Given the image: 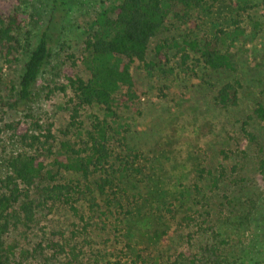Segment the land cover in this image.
<instances>
[{"label":"rangeland","instance_id":"rangeland-1","mask_svg":"<svg viewBox=\"0 0 264 264\" xmlns=\"http://www.w3.org/2000/svg\"><path fill=\"white\" fill-rule=\"evenodd\" d=\"M57 11L52 55L36 84V96L31 103L15 108L12 83L18 84L29 49L37 42L48 24L54 9L53 0H20L18 9L23 14V55L14 64L0 61L3 72L2 100L0 101V176L5 173V158L20 151V145L4 129L12 120L25 119L30 113L44 126L51 125L55 147L65 138L68 129L67 100L71 95L69 76L89 73L84 63L85 40L93 29L98 14L119 0H63ZM237 0H207L204 9L192 15L195 24L170 18L164 28L151 40L147 62L155 65L147 69L133 64L135 94L126 90L117 94L116 111L119 120L113 124L120 132L116 136L117 151L132 150L141 157L144 180L133 189L130 199L138 209L130 215L128 234L138 264H164L165 254L182 251L186 240L177 231L185 214L203 212L196 203L195 184L203 187L212 227L222 233V249L234 264H264V185L256 180L255 159L264 157V128L253 119L249 128L262 140L261 149L247 146V156L240 164L238 187L222 183L219 193L210 189L207 173L221 161V150L235 148L241 122L258 102L264 104V0H252L251 7L239 10ZM234 20L244 30L243 36L229 48L234 69L212 71L200 60V53L190 50L187 63L182 60V47L188 42L200 43L219 28H233ZM196 25H198L196 27ZM163 45L162 57L156 48ZM239 79L240 100L236 107L224 108L216 104L215 89L221 84ZM65 88V89H63ZM63 89V90H62ZM93 114L105 116L100 107L85 110L88 124ZM263 150V151H262ZM233 157L227 163H235ZM244 160V161H243ZM222 162L224 163L223 156ZM226 163V162H225ZM135 196V198L133 197ZM222 195V197H221ZM227 195V198H223ZM82 209L83 201L79 202ZM57 205L48 214L40 215L35 240L47 232L62 229L72 241H81L79 221L67 209ZM172 210V213L168 212ZM187 231L195 235L194 249H199L206 236L191 225ZM97 233L89 234L90 244L84 248L91 264L98 248H108ZM86 238V239H87Z\"/></svg>","mask_w":264,"mask_h":264},{"label":"trees","instance_id":"trees-1","mask_svg":"<svg viewBox=\"0 0 264 264\" xmlns=\"http://www.w3.org/2000/svg\"><path fill=\"white\" fill-rule=\"evenodd\" d=\"M19 1L0 0V61L4 64L16 63L24 51V17L18 9ZM251 1L236 3L239 10H245L251 7ZM53 3L48 24L27 51L18 84L12 83L15 108L35 98L39 75L52 55L57 11L64 7L65 1L53 0ZM206 4L207 0H119L112 4L98 14L85 40L84 63L89 77H68L71 91L67 100L68 129L58 146L54 145L51 125L44 126L30 113L24 115V120L4 124L21 150L8 154L5 173L0 176V264H83L87 261L84 248L90 244L87 236L94 233L98 238L100 234L106 235L102 240L108 248L96 249L91 264H138L142 256H134L127 227L129 216L138 209L130 197L133 189L141 191L143 167L138 153L115 148L116 136H120L113 126L120 118L116 97L120 90H126L131 98L137 96L133 90V64L138 62L147 69L155 65L147 62L148 48L167 21L174 18L195 24L193 13L204 9ZM239 22L234 20L233 28H217L200 43L187 41L181 49L183 63L189 60V51L196 50L206 69L233 70L229 48L245 33ZM162 48L163 45L156 48L160 57ZM2 83L0 69V101ZM240 88L239 79L221 84L215 89L216 104L236 107ZM96 106L104 110L105 116L93 114L86 124L85 110ZM253 119L264 128L262 102L241 122L235 148L221 150V161L215 169L201 170L200 178L207 173L212 191L219 193L222 183L238 187L243 182L239 177L240 164L244 155L247 156V146L262 148V140L249 128ZM232 157L237 158L235 163H227ZM255 168L257 182L264 185V157L255 159ZM194 188L196 203L205 209L180 219L176 230L182 234L179 238L186 240V247L166 253L164 264H234L222 249V233L212 227L202 185L196 183ZM223 198L228 199L227 195ZM80 201L85 204L84 209ZM56 205L67 207L78 219L77 238L81 237V241H72L73 236L67 237L60 228L47 232V236L44 231L42 238L35 240L33 234L39 228L40 215L48 214ZM191 225L198 228L197 233L206 236L196 250L195 235L187 231Z\"/></svg>","mask_w":264,"mask_h":264}]
</instances>
